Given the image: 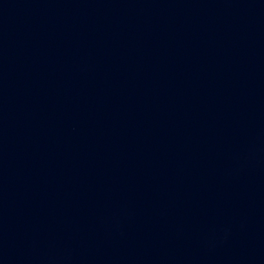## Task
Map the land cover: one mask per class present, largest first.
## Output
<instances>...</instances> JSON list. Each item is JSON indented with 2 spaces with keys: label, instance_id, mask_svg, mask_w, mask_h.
<instances>
[{
  "label": "water",
  "instance_id": "obj_1",
  "mask_svg": "<svg viewBox=\"0 0 264 264\" xmlns=\"http://www.w3.org/2000/svg\"><path fill=\"white\" fill-rule=\"evenodd\" d=\"M0 264H264V0H0Z\"/></svg>",
  "mask_w": 264,
  "mask_h": 264
}]
</instances>
